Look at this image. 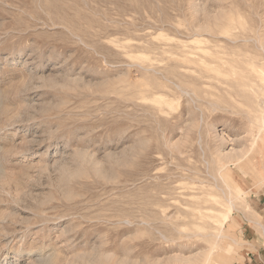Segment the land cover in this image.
<instances>
[{"label":"rangeland","instance_id":"374dc122","mask_svg":"<svg viewBox=\"0 0 264 264\" xmlns=\"http://www.w3.org/2000/svg\"><path fill=\"white\" fill-rule=\"evenodd\" d=\"M263 199L264 0H0V264H250Z\"/></svg>","mask_w":264,"mask_h":264},{"label":"crops","instance_id":"0c3cea01","mask_svg":"<svg viewBox=\"0 0 264 264\" xmlns=\"http://www.w3.org/2000/svg\"><path fill=\"white\" fill-rule=\"evenodd\" d=\"M251 246L253 247L249 249L250 254L252 255L250 264H264V242L261 240L260 242L251 241Z\"/></svg>","mask_w":264,"mask_h":264}]
</instances>
